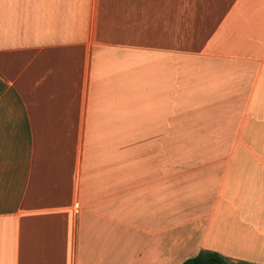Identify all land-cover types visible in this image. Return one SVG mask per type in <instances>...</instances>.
<instances>
[{
    "label": "crops",
    "instance_id": "0c3cea01",
    "mask_svg": "<svg viewBox=\"0 0 264 264\" xmlns=\"http://www.w3.org/2000/svg\"><path fill=\"white\" fill-rule=\"evenodd\" d=\"M264 264V0H0V264Z\"/></svg>",
    "mask_w": 264,
    "mask_h": 264
},
{
    "label": "trees",
    "instance_id": "16d2710c",
    "mask_svg": "<svg viewBox=\"0 0 264 264\" xmlns=\"http://www.w3.org/2000/svg\"><path fill=\"white\" fill-rule=\"evenodd\" d=\"M182 264H232L223 255L210 250H201L196 256L186 259Z\"/></svg>",
    "mask_w": 264,
    "mask_h": 264
}]
</instances>
